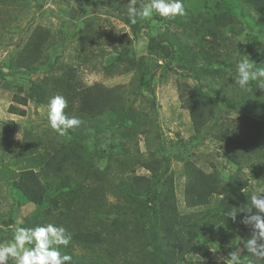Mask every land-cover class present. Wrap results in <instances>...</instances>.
<instances>
[{"label": "trees", "instance_id": "16d2710c", "mask_svg": "<svg viewBox=\"0 0 264 264\" xmlns=\"http://www.w3.org/2000/svg\"><path fill=\"white\" fill-rule=\"evenodd\" d=\"M140 1L136 0L138 8ZM79 2L73 13L80 17L71 18L81 21L74 28L67 25L71 20H62L55 31L37 24L14 61L11 57L4 66L47 69L45 76L30 82L26 97L14 98L16 102L30 99L48 105L52 96L62 95L68 105L64 112L83 121L64 135L52 129L42 136L26 131L6 162L4 152L0 154V169L17 206L26 210L32 206L24 227L48 223L65 227L72 240L59 250L72 257L71 264H217L206 238L215 230L229 234L231 247L222 248L223 253L228 255L238 244L244 264H261L244 248L251 230L239 221L241 210L251 207L254 188L264 189V91L256 89V82L250 83L251 91L241 90L233 77L244 54L256 67H264L260 64L264 62V0H183L184 16L164 18L154 12L151 19L138 18L134 25L128 19V4L121 0ZM86 5H103L106 13L116 11L132 38L148 32L146 49L154 53L153 64L136 71L138 90L149 86L158 68L193 77L186 102L194 137L214 111L239 116L218 131L232 172L224 177L213 163L206 171L190 159L183 160V211L177 207L175 171L170 169L166 149L160 142L156 147L148 144L149 116L141 107H126L129 94L124 86L83 84L74 70L63 68L62 61L48 58L57 47L70 43V37L85 60H91L95 51L106 56L103 48L108 46L115 49L108 53V64L142 63L144 57H138L130 45L123 49L120 42L117 50L111 41L115 34L105 24L82 17ZM239 35L245 43L238 42ZM230 36L236 37L234 47L238 46L231 53L226 49ZM4 67L0 78L7 74ZM139 134L147 138L145 152L139 150ZM160 134L156 132L155 139ZM22 161L24 166L18 163ZM139 166L148 173L136 174ZM111 192L117 195L115 203L107 201ZM230 211L238 214L235 222L227 216ZM11 222L9 216L1 226Z\"/></svg>", "mask_w": 264, "mask_h": 264}, {"label": "rangeland", "instance_id": "374dc122", "mask_svg": "<svg viewBox=\"0 0 264 264\" xmlns=\"http://www.w3.org/2000/svg\"><path fill=\"white\" fill-rule=\"evenodd\" d=\"M121 1L127 4L130 2V0ZM141 1L142 5L147 2V0ZM80 2L79 0H0V68L9 63L11 57L14 61L15 55L25 45L28 36L37 24L45 25L55 31L59 29L62 20L63 22L71 20L67 25L71 29L74 28V24H78L81 18L77 20L72 19L71 16L80 17V13H73L74 7L76 11V5ZM85 9L82 12V17H93L97 22L105 24L115 34L111 41L115 44L117 50L121 48L118 45L120 42L123 49L130 45L133 48L131 50L135 51L138 57H144L142 63L131 64L121 61L119 64L110 65L106 58L109 56L108 53L115 51V49L108 46L103 48L106 50V56L102 57L99 55V51H95V56L91 60L89 58L85 60L78 43L70 37L67 40V43H70L63 47H57L55 51L48 54V58L50 60L58 59V62L62 61L63 68L74 70L83 84L99 83L107 87L124 86L126 94H129L126 99V107H141L149 116L148 121L150 120L152 126V128H149L148 124L145 126L148 129V134H145L149 136L148 139L145 135L139 134V150L146 151L145 138L148 140V144L152 143L156 147L157 142H160L161 146L166 149L170 169L175 171L177 207L183 211V160L190 159L206 171H211L212 166L210 164L213 163L224 177L232 172L234 167L226 162V154L223 152L222 140L219 139L221 137H219L218 131L232 122L235 123L239 116L236 112L214 111L201 134L194 137L186 102L190 94L188 89L192 88L195 83L193 77L184 75L180 71H163V69L158 68L156 74L150 80L149 86L138 90L136 88V71L140 69V66L147 68L153 64L154 53H148L146 49L148 32L143 30L138 38H132L130 29L120 20V16L116 11L106 13L103 5H86ZM228 38L226 43L229 48L226 47V49L230 53V49L237 50L238 46L237 48L234 47L237 39L240 44L245 43L243 35H239L237 39L234 36ZM56 67L58 68V65ZM3 70L7 74L0 78V143L1 146L7 148V151H4L0 146V154L4 152L2 161L6 162L11 149L20 146L26 131H32L38 136H42L45 130L52 128L47 120V105L35 104L30 99L25 104L14 100L15 97H26L30 82L45 76L43 73L47 69L36 68L32 71L24 68L16 69L15 66H12L10 70L5 67ZM225 71L227 70L225 69ZM51 73L57 72L53 71ZM218 74L220 75V73ZM131 90L132 92H130ZM133 92L135 93L133 94ZM16 94L20 95L15 96ZM11 105L14 108H11ZM159 130L162 133L160 134L161 138L155 139L154 135ZM118 158L121 159L120 155ZM18 163L20 166L26 164L23 161ZM117 170L120 169L117 167ZM122 170L127 172V169ZM243 170L247 171L245 165ZM135 173L147 174L148 172L142 166H139L135 169ZM0 175L2 178L4 177L1 169ZM2 178L0 177V244L13 240L15 229L24 227L23 219L32 207L29 206L26 210L24 207L17 206L14 198L16 195H12L7 182ZM259 190L254 188L255 192ZM116 198L117 195L111 192L107 197V201L115 203ZM9 216L12 218V222L8 226H1V220H6ZM206 238H210L207 240V250L210 257L214 260L221 257L227 259V255L223 253L222 248L227 250L228 247H231L229 234H222L221 231L216 232L215 230L210 235L206 234ZM235 250L241 251L238 244ZM9 264H12L11 260Z\"/></svg>", "mask_w": 264, "mask_h": 264}, {"label": "clouds", "instance_id": "9594fccd", "mask_svg": "<svg viewBox=\"0 0 264 264\" xmlns=\"http://www.w3.org/2000/svg\"><path fill=\"white\" fill-rule=\"evenodd\" d=\"M154 12L168 18L184 16L186 9L183 0H149V3L139 8L136 7V0L128 3V19L133 25L138 18L151 19ZM242 56L244 58L236 64L234 83L241 90L251 91L250 83L256 82V89L264 91V67H256L257 63L250 60L247 54ZM67 106L62 95H54L48 101L47 120L52 130L59 135L83 123L80 118L68 116L64 112ZM240 213L244 215L239 222L251 230L250 237L244 241V248L251 257L264 264V189L254 192L251 195V207L243 208ZM227 216L235 222L238 214L230 211ZM71 240L72 236L65 227L53 223L33 228L17 227L13 240L0 244V264H9L10 260L12 264H71L72 257L59 250L60 246L67 247ZM226 257L217 259V264H244L239 250L231 251Z\"/></svg>", "mask_w": 264, "mask_h": 264}]
</instances>
